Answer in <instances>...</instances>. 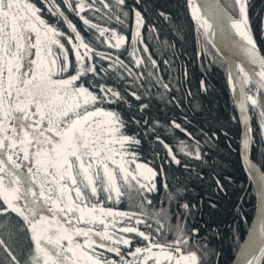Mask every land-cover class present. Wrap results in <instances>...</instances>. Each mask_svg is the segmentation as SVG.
I'll list each match as a JSON object with an SVG mask.
<instances>
[{
  "label": "snow or ice",
  "instance_id": "snow-or-ice-1",
  "mask_svg": "<svg viewBox=\"0 0 264 264\" xmlns=\"http://www.w3.org/2000/svg\"><path fill=\"white\" fill-rule=\"evenodd\" d=\"M185 4L205 57L210 33L219 41L212 48L230 52L224 63L239 115L231 117L236 147H228L246 162L258 193V227L249 228L239 264H257L264 171L252 157L258 152L264 164V15L254 29L250 0ZM146 12V0H0V220L14 217L26 241L17 254L0 236L9 264H212L219 256L213 245L221 229L211 217L232 181L216 174L214 190H206L207 220L203 198L194 204L186 186L170 184L163 164L206 163L217 132L190 131L186 113L183 124L151 116L153 102L180 107L182 100L159 74L144 32L159 33ZM155 14L171 19L163 8ZM113 22L122 30L105 26ZM200 88L206 91L202 78ZM161 128L173 140L165 142ZM146 138L165 150L159 169L141 160ZM125 199L132 210L116 206Z\"/></svg>",
  "mask_w": 264,
  "mask_h": 264
},
{
  "label": "trees",
  "instance_id": "trees-1",
  "mask_svg": "<svg viewBox=\"0 0 264 264\" xmlns=\"http://www.w3.org/2000/svg\"><path fill=\"white\" fill-rule=\"evenodd\" d=\"M109 2H114V0H109ZM228 2L229 0H225V3ZM146 3V23L156 25L159 38L157 39L156 32L149 37L146 31L144 32L145 38L156 53V57L159 58V74L164 77L166 82H171L172 96L182 100L180 107H176L174 104H168L166 107L163 103L153 102L151 116H158L162 124L165 122V117H175L178 122L183 124V113H186L192 125L189 127L190 131L198 132L199 127L202 126L205 131L211 128L217 132L215 140L210 142L212 151L205 157L206 163L189 160L188 169H185L183 165L164 163L163 166L168 174L170 184L186 186V198H190L192 203L200 205L203 198L205 205L203 219L205 220L209 219L206 207V190L210 187L214 190L216 174H220L223 178L222 182L224 179H231L232 182L227 185L226 192L218 193L219 204L211 217L221 229L219 237L213 245L219 256L212 258V264H217V260L219 264H230L249 227L255 206V192L237 152L228 147L229 144L232 149L236 147L234 130L237 127V122L231 119L233 115H236V111L227 82L226 66L210 42L207 44L208 55L205 57V41L200 36H198L200 54L197 55L196 26L194 22H191V14L187 13L186 15L185 13V0H146ZM250 3L255 29L257 17L264 15V0H250ZM156 8L166 9L171 19L167 21L159 19L155 14ZM96 22L101 23L102 21L96 20ZM190 22L191 28H189ZM105 26L116 27L117 31L122 30L114 22L111 25L105 24ZM177 27L180 31H177ZM125 34L127 35V32ZM95 43L99 46V50H108L107 46L100 44V41H95ZM122 50L113 51L119 54V51ZM126 55L127 53H125ZM164 59L170 61L168 66L163 64ZM185 70L187 71L186 76ZM201 78L205 82L206 91H202L200 88ZM177 81L180 83L178 84ZM188 90L191 91V96L188 95ZM195 111H199V115L192 119ZM229 129L233 131H229ZM255 129L256 123L253 120L254 132ZM158 134L162 139L167 138L165 142L173 140L172 134L165 128H161ZM178 138L186 139L179 134ZM186 142L188 141L186 140ZM203 150L206 153L209 152L208 147H204ZM180 158L182 161L186 159L183 156ZM163 159H166L163 146L151 138H146L143 142L141 160L159 169ZM252 159L264 171V164L261 163L258 152H254ZM201 171L204 173L202 178L199 176ZM116 206L121 210H132L127 199ZM195 215L200 217L201 212H196ZM19 227V222L14 217L6 224L0 220V236L17 254L20 251V246L26 243L23 233L18 231ZM257 256L259 257V254ZM0 264H9L7 253L3 248H0ZM257 264H264V260L258 258Z\"/></svg>",
  "mask_w": 264,
  "mask_h": 264
},
{
  "label": "water",
  "instance_id": "water-1",
  "mask_svg": "<svg viewBox=\"0 0 264 264\" xmlns=\"http://www.w3.org/2000/svg\"><path fill=\"white\" fill-rule=\"evenodd\" d=\"M208 40H209V42H210L211 44H212L213 42L219 44L218 38L215 37L214 35H212L211 33H210V35H209V37H208ZM199 46H200V45H199L198 34L196 33V34H195V47H196V52L199 51ZM214 49L216 50V52H217L218 55L222 58L223 61L225 60V54H226V53H229V54H230L229 49H228L227 47H224L223 45H219V50H218L217 48H214ZM225 66H226V71H227V70H228V66H227V64H225ZM230 91H231V95H232V99H233V103H234V107H235V99H234V97L238 96V88H237L236 91H234V90L230 87ZM235 111H236V115L238 116L239 113H238V111L236 110V107H235ZM241 163H242V165H243V167H244V169H245V168L247 167L246 162L241 160ZM253 163L256 165V167H257L260 171H262V170L260 169V167L254 162V160H253ZM246 173H247V172H246ZM247 175H248V173H247ZM248 177H249V176H248ZM249 179H250V181H251V183H252V185H253L254 192H255V206H254V211H253V215H252V218H251V221H250L249 227H248V229H247V232H246V234L244 235V237H243V239H242V241H241V243H240V245H239V247H238V250H237V252H236V254H235V256H234V258L232 259V261H231L230 264H239L240 259H241V257L238 255V254L240 253V251H241L240 246L243 245V244H246V243H247V241H248V239H249V228H252V227H258V193H257V182H256V180H255L254 178H250V177H249ZM256 254H257V255L259 254L258 251H257Z\"/></svg>",
  "mask_w": 264,
  "mask_h": 264
}]
</instances>
